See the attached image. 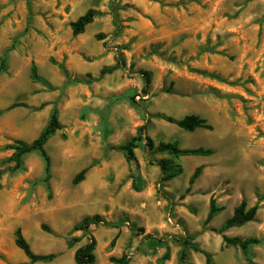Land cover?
I'll return each instance as SVG.
<instances>
[{"label": "rangeland", "instance_id": "374dc122", "mask_svg": "<svg viewBox=\"0 0 264 264\" xmlns=\"http://www.w3.org/2000/svg\"><path fill=\"white\" fill-rule=\"evenodd\" d=\"M91 8L99 14L73 34ZM0 57V264H75L89 235L91 264L123 254L128 264H183L182 250L188 264H206L205 252L214 264H264V0H0ZM54 112L49 170L38 151L15 169L11 146L31 143ZM186 114L212 128L165 119ZM144 130L155 145L212 153L176 159L149 148ZM133 138L129 159L120 146ZM161 159L180 173L160 180ZM211 200L221 210L207 220ZM242 201L255 217L222 229ZM86 216L88 230H76ZM17 229L53 257L30 261ZM223 236L253 241L244 251Z\"/></svg>", "mask_w": 264, "mask_h": 264}, {"label": "trees", "instance_id": "16d2710c", "mask_svg": "<svg viewBox=\"0 0 264 264\" xmlns=\"http://www.w3.org/2000/svg\"><path fill=\"white\" fill-rule=\"evenodd\" d=\"M99 12L95 9H88L84 14L80 15L75 21L71 22L70 26L72 29L73 34H79L82 33L85 29V27L91 23L95 16H97ZM5 58L0 57V73L5 69ZM116 67H118V64H115L110 67H104L101 70V74L104 72H110L113 71ZM141 75L144 81V88L143 91L147 93V87L149 86L151 82V74L147 70H141ZM31 77L33 80L36 81H42L43 83L47 84V82L42 79L36 71L35 65H32L31 67ZM166 120L175 123L177 126L181 127L184 130L187 131H193L196 128H205V129H211L212 126L207 123V120L199 115L196 114H186L183 117L179 119H174L171 116H166ZM60 123L57 120L56 113L54 112L46 125V127L41 131V133L31 142L27 143L22 140H17L16 145L11 146V148L14 150L12 153V156L10 159H13L16 163L15 169H17L21 163V158L31 152V151H38L39 154L42 156V158L45 161L46 165V171L49 170V164L50 159L49 156L44 148V144L46 140L55 132V130L59 129ZM145 129V126L143 127ZM144 138L146 141V145L149 148H155L157 152L160 153H167L171 155L174 158H178L182 155H209L212 153V150L210 148H204V147H196V148H181L178 146L176 141H159L156 145L154 144L153 140L145 134L144 130ZM138 138H133L132 140L128 141L127 143L121 145L120 147L124 149L127 152V156L129 159L133 157V147L134 143ZM159 167H160V180L166 181L169 180L176 175H178L181 171V168L178 164L173 163L169 159H161L158 161ZM87 168L82 169L74 178L73 183H77L86 172ZM201 170V166H198L192 176L190 177V183L194 181V179L199 175ZM221 210V207L216 204L214 200H211L210 202V208L207 215V220H209L211 217L216 215ZM257 211V206L254 205L252 207L246 208V204L244 201H242L237 207H235L233 213L231 216L227 217L223 224V228H228L232 226H240L244 223L252 220L255 217ZM99 218L98 215L95 216V219ZM92 223V218L89 216L84 217L79 223L75 224L74 228L76 230H83L87 231ZM46 227V226H44ZM223 240L225 243L228 244H235L239 245L244 251H247L249 244L253 240H242L239 237H228L223 236ZM15 244L18 248H20L25 255L30 259V261L35 262L38 260H49L53 257V254H40L35 253L32 251L28 241L25 239V237L22 235L20 229H17L15 232ZM96 246V240L93 236L89 235L88 241L79 246L75 252H74V262L75 264H91L95 261V254L94 249ZM206 256V264H214L212 261V257L209 253L205 252ZM168 257V251L164 254V258ZM180 259L183 264H188L186 262V251L182 250ZM113 261L116 264H128V258L123 254L121 257L113 258Z\"/></svg>", "mask_w": 264, "mask_h": 264}]
</instances>
